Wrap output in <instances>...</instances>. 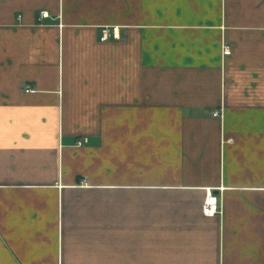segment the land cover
<instances>
[{"label": "crops", "instance_id": "1", "mask_svg": "<svg viewBox=\"0 0 264 264\" xmlns=\"http://www.w3.org/2000/svg\"><path fill=\"white\" fill-rule=\"evenodd\" d=\"M0 264H264V0H0Z\"/></svg>", "mask_w": 264, "mask_h": 264}, {"label": "built area", "instance_id": "2", "mask_svg": "<svg viewBox=\"0 0 264 264\" xmlns=\"http://www.w3.org/2000/svg\"><path fill=\"white\" fill-rule=\"evenodd\" d=\"M50 17L49 12L47 11H42L39 14V21H41L42 19L48 18ZM110 38H119V31L118 28H111V27H104L102 29V33H101V41L105 42L108 41ZM231 54V48L229 46H225L224 47V55L228 56ZM220 113L214 112V116H218ZM86 142V140H78L77 141V145L81 146ZM223 191V188L220 187L218 190H214V189H207V196H206V200L204 202V206H203V212L207 217H214L218 214L222 213V205L220 202V198H219V194L220 192ZM218 192V193H215Z\"/></svg>", "mask_w": 264, "mask_h": 264}, {"label": "water", "instance_id": "3", "mask_svg": "<svg viewBox=\"0 0 264 264\" xmlns=\"http://www.w3.org/2000/svg\"><path fill=\"white\" fill-rule=\"evenodd\" d=\"M215 193H218V192H215Z\"/></svg>", "mask_w": 264, "mask_h": 264}]
</instances>
